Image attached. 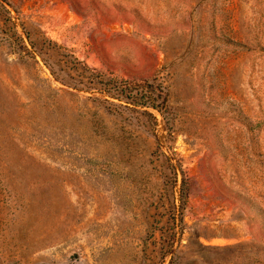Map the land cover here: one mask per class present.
<instances>
[{"label":"rangeland","instance_id":"rangeland-1","mask_svg":"<svg viewBox=\"0 0 264 264\" xmlns=\"http://www.w3.org/2000/svg\"><path fill=\"white\" fill-rule=\"evenodd\" d=\"M0 264H264V0H0Z\"/></svg>","mask_w":264,"mask_h":264}]
</instances>
